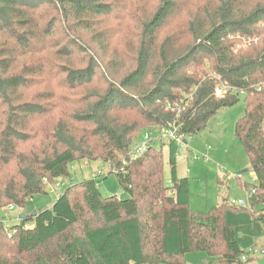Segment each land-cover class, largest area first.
<instances>
[{
    "label": "trees",
    "instance_id": "16d2710c",
    "mask_svg": "<svg viewBox=\"0 0 264 264\" xmlns=\"http://www.w3.org/2000/svg\"><path fill=\"white\" fill-rule=\"evenodd\" d=\"M241 93L247 210L264 227V0H0V264L245 263L227 202L191 208L176 142L169 183L163 142L130 154L152 127L201 132ZM90 160L130 197L105 196L100 172L6 225L5 208Z\"/></svg>",
    "mask_w": 264,
    "mask_h": 264
},
{
    "label": "rangeland",
    "instance_id": "374dc122",
    "mask_svg": "<svg viewBox=\"0 0 264 264\" xmlns=\"http://www.w3.org/2000/svg\"><path fill=\"white\" fill-rule=\"evenodd\" d=\"M118 11V10H117ZM245 113V94L239 95V101L227 108L219 110L209 121L207 127L195 135H187L185 142L178 145L177 171L180 176L190 179V206L195 210H206L227 202L226 222L235 228L236 237L245 253L250 250L264 249V227L247 209H250L249 190L244 182L257 183V175L252 169L250 159L241 140L235 134L238 119ZM153 138L152 145L159 147L162 142L165 164V179L170 182L171 172L169 160L170 139L166 132L158 127L148 130ZM163 136L162 139L158 137ZM142 133L132 147L136 148L143 142ZM110 165L101 160L81 161L70 164L69 177H60L48 186L47 194H38L30 199L25 206H13L2 211L3 219L8 227L20 222V216L39 209L50 208L67 185L86 179L99 177L101 192L117 195L127 199L130 193L122 188L115 174L108 173ZM242 171H245L242 173ZM107 176V177H106ZM106 177V178H105ZM244 199V207L231 205L232 201ZM185 264H200L203 260H211L206 254L193 251L184 256ZM243 264H264V257Z\"/></svg>",
    "mask_w": 264,
    "mask_h": 264
},
{
    "label": "built area",
    "instance_id": "2783aa9c",
    "mask_svg": "<svg viewBox=\"0 0 264 264\" xmlns=\"http://www.w3.org/2000/svg\"><path fill=\"white\" fill-rule=\"evenodd\" d=\"M220 91V94L223 92L222 89L219 90ZM165 132H166V135L169 139L173 140L174 142H176L178 145L179 144H182V142L186 143L185 142V137L181 134H179L177 132V129L175 127H172L170 129H163ZM162 139L163 136L161 135L160 137H158V139ZM152 141H153V138L151 136V134L149 133H145L144 136H143V142L138 145L136 148H132L130 150V154H131V157H138V156H141L143 155L146 150L149 148L150 145H152ZM253 193H255V189L252 188L249 190V193L248 195H252ZM246 204V201L244 199H241L239 201H232L231 202V205L237 207H244V205ZM12 208V207H10ZM262 255L264 256V249L262 250H257V249H253V250H250L248 253H245L243 256H242V261L244 262H247L249 259H251L252 257H254L255 255Z\"/></svg>",
    "mask_w": 264,
    "mask_h": 264
},
{
    "label": "crops",
    "instance_id": "0c3cea01",
    "mask_svg": "<svg viewBox=\"0 0 264 264\" xmlns=\"http://www.w3.org/2000/svg\"><path fill=\"white\" fill-rule=\"evenodd\" d=\"M259 257H261V258H262V257H264V256H262V255H259V254H258V255H255L254 257H252V258H251V260H250V261H252V260H256V259H257V258H259ZM250 261H249V262H250Z\"/></svg>",
    "mask_w": 264,
    "mask_h": 264
},
{
    "label": "water",
    "instance_id": "95a60500",
    "mask_svg": "<svg viewBox=\"0 0 264 264\" xmlns=\"http://www.w3.org/2000/svg\"><path fill=\"white\" fill-rule=\"evenodd\" d=\"M245 172V171H242V173Z\"/></svg>",
    "mask_w": 264,
    "mask_h": 264
}]
</instances>
